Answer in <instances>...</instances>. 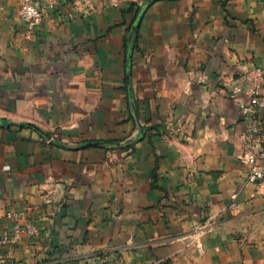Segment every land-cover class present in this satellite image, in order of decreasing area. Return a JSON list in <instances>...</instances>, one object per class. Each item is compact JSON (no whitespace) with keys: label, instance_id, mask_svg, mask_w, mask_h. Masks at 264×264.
Here are the masks:
<instances>
[{"label":"crops","instance_id":"crops-1","mask_svg":"<svg viewBox=\"0 0 264 264\" xmlns=\"http://www.w3.org/2000/svg\"><path fill=\"white\" fill-rule=\"evenodd\" d=\"M144 2L62 1L28 31L0 0V233L6 211L39 231L8 264H264L229 98L264 67V0L157 1L128 68Z\"/></svg>","mask_w":264,"mask_h":264},{"label":"built area","instance_id":"built-area-1","mask_svg":"<svg viewBox=\"0 0 264 264\" xmlns=\"http://www.w3.org/2000/svg\"><path fill=\"white\" fill-rule=\"evenodd\" d=\"M70 2L78 9L81 0H20L19 15L28 31L41 24L45 15L52 12L60 2ZM243 78L248 83V96L239 97L244 91L241 87L229 93L242 115L244 128L240 134L242 160L248 168L247 181L255 186L257 193L264 199V150L261 148L263 134L262 118L264 116V67L243 63L240 67ZM229 208L235 210L236 195L232 196ZM5 218L14 222L12 228L7 226L0 233V264H8L13 246L25 238L38 236V228L29 222L23 213L6 211Z\"/></svg>","mask_w":264,"mask_h":264},{"label":"trees","instance_id":"trees-1","mask_svg":"<svg viewBox=\"0 0 264 264\" xmlns=\"http://www.w3.org/2000/svg\"><path fill=\"white\" fill-rule=\"evenodd\" d=\"M146 1V0H145ZM155 3V2H154ZM153 4V3H152ZM151 4V5H152ZM150 5V6H151ZM142 6L143 5H141V6H135V4H131V9H134L135 7H136V9H135V15H134V19H133V21H132V23L130 24V26L128 27V29L126 30V34H125V50H126V62H127V58H128V52H129V49H130V51L132 52L134 49H135V47L137 46V42H138V30H139V27H140V24H141V21L134 27V24H135V22H136V20H137V17H138V15L140 14V12H141V9H142ZM149 6V7H150ZM127 64H128V62H127ZM131 66V63H130V65L128 64L127 65V67L129 68ZM42 135L45 137V138H50V136L49 135H47V134H44V133H42ZM99 145L100 146H104V145H118L117 143H103V142H100L99 143Z\"/></svg>","mask_w":264,"mask_h":264},{"label":"water","instance_id":"water-1","mask_svg":"<svg viewBox=\"0 0 264 264\" xmlns=\"http://www.w3.org/2000/svg\"><path fill=\"white\" fill-rule=\"evenodd\" d=\"M157 1H160V0H146L144 3H143V6H142V9H141V12L140 14L138 15L137 17V20L134 24V27L143 19L144 15H145V12L147 11V9L149 8V6L154 3V2H157ZM127 62L128 64L130 65L131 63V51L129 49V52H128V58H127ZM128 86H129V91L131 92V77H130V69L128 70ZM94 145H99V143H88V144H85V146H94Z\"/></svg>","mask_w":264,"mask_h":264}]
</instances>
